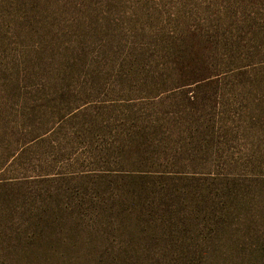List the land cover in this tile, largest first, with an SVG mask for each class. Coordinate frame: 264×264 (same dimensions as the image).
Here are the masks:
<instances>
[{"label": "rangeland", "instance_id": "374dc122", "mask_svg": "<svg viewBox=\"0 0 264 264\" xmlns=\"http://www.w3.org/2000/svg\"><path fill=\"white\" fill-rule=\"evenodd\" d=\"M0 264H264V0H0Z\"/></svg>", "mask_w": 264, "mask_h": 264}]
</instances>
